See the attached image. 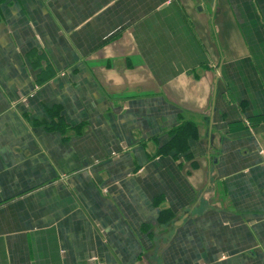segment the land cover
<instances>
[{
    "label": "crops",
    "instance_id": "0c3cea01",
    "mask_svg": "<svg viewBox=\"0 0 264 264\" xmlns=\"http://www.w3.org/2000/svg\"><path fill=\"white\" fill-rule=\"evenodd\" d=\"M0 264H264V0H0Z\"/></svg>",
    "mask_w": 264,
    "mask_h": 264
},
{
    "label": "trees",
    "instance_id": "16d2710c",
    "mask_svg": "<svg viewBox=\"0 0 264 264\" xmlns=\"http://www.w3.org/2000/svg\"><path fill=\"white\" fill-rule=\"evenodd\" d=\"M185 133H186V129L184 127H181L180 129H178L176 131V133H175L176 135L174 136L173 147H172V145L171 146L168 145L169 148H173L174 151H176V153L177 152H184V150L187 148V143L186 142L188 140V138H187ZM195 133H197V131H195ZM182 144H183V146H182ZM182 149H183V151H182ZM167 151H169V150H167ZM172 155L175 157V156H177L179 154H172ZM186 155L187 154H185V157H186Z\"/></svg>",
    "mask_w": 264,
    "mask_h": 264
}]
</instances>
